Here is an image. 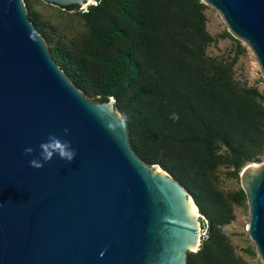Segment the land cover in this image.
<instances>
[{"label":"water","instance_id":"water-1","mask_svg":"<svg viewBox=\"0 0 264 264\" xmlns=\"http://www.w3.org/2000/svg\"><path fill=\"white\" fill-rule=\"evenodd\" d=\"M202 1L264 77V0ZM49 134L71 141L75 159L30 166ZM252 165L239 176L264 264V163ZM198 211L179 180L132 149L114 97L92 99L71 81L25 1L0 0V264H187L200 243Z\"/></svg>","mask_w":264,"mask_h":264},{"label":"trees","instance_id":"trees-1","mask_svg":"<svg viewBox=\"0 0 264 264\" xmlns=\"http://www.w3.org/2000/svg\"><path fill=\"white\" fill-rule=\"evenodd\" d=\"M24 1L71 81L92 99L113 96L135 153L179 180L208 218V236L186 252L187 264H249L223 230L245 190L218 185L220 166L239 178L264 155V90L234 74L240 39L224 29L234 54L207 53L217 36L202 0H100L84 12L57 4L55 22Z\"/></svg>","mask_w":264,"mask_h":264},{"label":"rangeland","instance_id":"rangeland-1","mask_svg":"<svg viewBox=\"0 0 264 264\" xmlns=\"http://www.w3.org/2000/svg\"><path fill=\"white\" fill-rule=\"evenodd\" d=\"M32 2H34V6L37 9L47 13L49 16H52L54 22L58 20L57 15L59 7L57 4L45 0H32ZM205 12L207 15V28L209 32L217 36V40L207 46V53L217 57L230 58L235 52V40L231 37L220 36V33L224 29H227L225 21L220 13L209 4H207ZM240 41L243 49L239 53L234 64V74L240 81L246 82L247 84H256L259 89L264 90V77L260 70L259 63L248 45L243 40ZM262 163H264V155L262 156L261 161L256 162V164L253 162L252 166H257ZM248 164L249 163L246 165ZM225 169L226 168L224 166H220L218 169L219 187L223 191H230L236 189L238 186H241L242 183L240 176L239 178L229 177L225 174ZM233 213L234 218L223 226V230L229 235L230 240L235 246L236 253L241 255L249 264H263L260 255L256 251L254 242L250 238L246 229L249 218V206L247 199L244 203H233ZM248 248H252L255 253H250Z\"/></svg>","mask_w":264,"mask_h":264},{"label":"clouds","instance_id":"clouds-1","mask_svg":"<svg viewBox=\"0 0 264 264\" xmlns=\"http://www.w3.org/2000/svg\"><path fill=\"white\" fill-rule=\"evenodd\" d=\"M67 133L68 129H64ZM40 154L39 158H33L29 161L30 166L35 168L43 167L44 162L50 161L54 155H58L60 159L70 163L76 157V149L71 145V141L62 140L55 134H49L47 140L39 145ZM25 154H32L34 149L29 147L26 148Z\"/></svg>","mask_w":264,"mask_h":264},{"label":"built area","instance_id":"built-area-1","mask_svg":"<svg viewBox=\"0 0 264 264\" xmlns=\"http://www.w3.org/2000/svg\"><path fill=\"white\" fill-rule=\"evenodd\" d=\"M99 2L100 0H87L83 4L78 5L77 8L84 12L87 11L91 5H97ZM197 215L199 218V237L201 241L208 236L210 225L208 218L203 213L198 211Z\"/></svg>","mask_w":264,"mask_h":264},{"label":"bare ground","instance_id":"bare-ground-1","mask_svg":"<svg viewBox=\"0 0 264 264\" xmlns=\"http://www.w3.org/2000/svg\"><path fill=\"white\" fill-rule=\"evenodd\" d=\"M255 164H256V163H255ZM156 166H157V165H156ZM156 166H155V167H156ZM157 167H158V166H157Z\"/></svg>","mask_w":264,"mask_h":264}]
</instances>
